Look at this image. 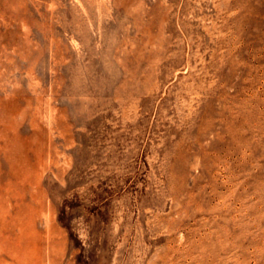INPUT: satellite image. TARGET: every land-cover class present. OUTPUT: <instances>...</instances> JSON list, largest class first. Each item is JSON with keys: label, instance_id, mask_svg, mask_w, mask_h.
<instances>
[{"label": "rangeland", "instance_id": "1", "mask_svg": "<svg viewBox=\"0 0 264 264\" xmlns=\"http://www.w3.org/2000/svg\"><path fill=\"white\" fill-rule=\"evenodd\" d=\"M0 146V264H264V0H0Z\"/></svg>", "mask_w": 264, "mask_h": 264}, {"label": "bare ground", "instance_id": "2", "mask_svg": "<svg viewBox=\"0 0 264 264\" xmlns=\"http://www.w3.org/2000/svg\"><path fill=\"white\" fill-rule=\"evenodd\" d=\"M23 143V142H22ZM27 145V144H26ZM1 147V146H0ZM15 147V146H14ZM11 148V147H10ZM2 151V149H1ZM6 151V150H5ZM18 159V158H17ZM19 162V161H18ZM18 177V176H17ZM17 186V185H16ZM6 195V194H5ZM32 210V209H31ZM36 211V210H35ZM38 211V210H37ZM5 222H6V219L3 217V214L1 213V204H0V233H1V230L3 229L4 225H5ZM18 231V230H17ZM50 231V230H49ZM18 233V232H17ZM47 233V232H46ZM38 239V238H37ZM5 245H4V241L3 240H0V249L3 248ZM47 253V252H45ZM48 254V253H47ZM11 264V263H10Z\"/></svg>", "mask_w": 264, "mask_h": 264}]
</instances>
